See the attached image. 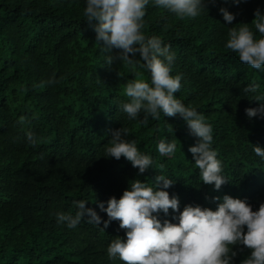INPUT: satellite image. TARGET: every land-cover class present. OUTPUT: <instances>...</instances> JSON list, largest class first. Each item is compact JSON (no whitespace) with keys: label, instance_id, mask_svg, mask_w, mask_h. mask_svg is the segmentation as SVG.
<instances>
[{"label":"trees","instance_id":"16d2710c","mask_svg":"<svg viewBox=\"0 0 264 264\" xmlns=\"http://www.w3.org/2000/svg\"><path fill=\"white\" fill-rule=\"evenodd\" d=\"M221 6L236 13L231 24ZM84 7V0H0V264H124L108 258L106 249L125 230L119 220L104 224L107 213L98 202L107 206L110 197L119 198L132 179L154 187L158 172L174 179L167 191L178 197L180 210L187 204L215 209L220 201L212 197L224 194L247 198L253 210L264 201V160L251 145L264 147V117L245 113L261 102L241 95L250 82L264 91V72L224 47L228 28L252 27L264 0H216L198 17L183 19L146 6L142 31L159 35L176 54L172 74H182V87L174 95L213 126V147L228 179L219 189L201 181L188 151L196 137L182 118L161 114L144 125L118 109L127 99V80L149 74L139 70L134 77L132 65L105 62L109 54L96 42L95 21L84 19ZM53 75L56 83H41ZM122 126L126 138L151 155L153 168L138 173L124 157L104 156L112 131ZM28 130L35 145L25 138ZM161 139L176 142L173 157L156 151ZM78 199L102 217L99 225L82 219L69 229L56 222L54 213H74ZM171 213L159 218L171 219ZM234 247L239 264L249 250Z\"/></svg>","mask_w":264,"mask_h":264},{"label":"clouds","instance_id":"9594fccd","mask_svg":"<svg viewBox=\"0 0 264 264\" xmlns=\"http://www.w3.org/2000/svg\"><path fill=\"white\" fill-rule=\"evenodd\" d=\"M149 3L183 19L198 17L204 10L208 11V3L215 4L216 0H84L83 17L88 22L95 21L96 42L109 54L105 62L120 60L132 65L134 77L142 75L139 70L149 74L147 80H127L123 88L127 99L120 102L118 109L129 121L139 118V123L144 125L161 114L182 118L190 134L196 137L188 151L201 181L219 189L228 179L222 174V162L213 147V126L195 107L185 105L174 95L182 87V74H172L176 54L159 35L146 36L142 31ZM232 3L239 5L242 0ZM218 10L227 24L235 19L236 13L227 7ZM224 47L235 53L241 63L264 72V11L259 7L254 10L252 27L248 23L229 27ZM113 49L119 51L113 55ZM41 83L51 85L56 80L53 75ZM259 89L255 82L247 83L242 89L241 95L261 102L257 107L245 108L249 118L264 117V91ZM128 135L129 130L124 126L114 129L104 156L124 157L138 173H144L152 167L153 158L138 149L135 139H127ZM25 138L29 144L37 142L30 130L25 132ZM251 145L252 152L264 160V147ZM156 151L171 158L177 144L174 140L161 139L156 143ZM153 182L154 187L132 179L119 198L110 197L107 206L104 201L98 202L100 210L107 213L104 224L119 220L120 228L125 230L123 238L116 236L107 245L108 258H118L124 264H236L234 258L238 252L234 246L242 245L249 251L239 264H264V201L253 210L247 198L224 194L222 198L212 197L220 201L215 209L187 204L180 210L178 197L170 196L167 191L174 179L158 172ZM86 203L85 199L74 200V213L56 211V222L69 229L76 228L82 219L99 225L102 217ZM170 209L171 219L161 220L160 213L167 217Z\"/></svg>","mask_w":264,"mask_h":264}]
</instances>
